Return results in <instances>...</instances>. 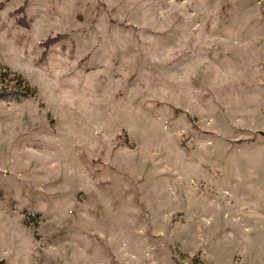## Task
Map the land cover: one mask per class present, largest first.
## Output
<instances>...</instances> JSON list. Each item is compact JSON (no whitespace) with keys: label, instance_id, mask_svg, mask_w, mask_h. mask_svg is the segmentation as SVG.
I'll use <instances>...</instances> for the list:
<instances>
[{"label":"rangeland","instance_id":"rangeland-1","mask_svg":"<svg viewBox=\"0 0 264 264\" xmlns=\"http://www.w3.org/2000/svg\"><path fill=\"white\" fill-rule=\"evenodd\" d=\"M14 82L0 264H264V0H0Z\"/></svg>","mask_w":264,"mask_h":264},{"label":"trees","instance_id":"trees-1","mask_svg":"<svg viewBox=\"0 0 264 264\" xmlns=\"http://www.w3.org/2000/svg\"><path fill=\"white\" fill-rule=\"evenodd\" d=\"M20 12L23 13V6L16 8L12 12V14H17ZM17 22L20 24L28 25L27 20L25 19V16L19 17L17 19ZM60 38H61L60 35H57L55 37H47L46 39L41 40L39 43H40V45L44 46L45 48H48L49 46L58 42L60 40ZM43 55L45 56V51H43ZM28 94L29 93L27 91L17 89L16 88V82H14V84L11 87H6V88H3L2 90H0V99L8 98V99L18 100L20 97H25Z\"/></svg>","mask_w":264,"mask_h":264}]
</instances>
